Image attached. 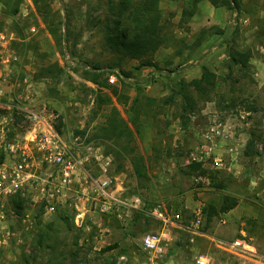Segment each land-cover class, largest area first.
Here are the masks:
<instances>
[{
    "label": "rangeland",
    "instance_id": "rangeland-1",
    "mask_svg": "<svg viewBox=\"0 0 264 264\" xmlns=\"http://www.w3.org/2000/svg\"><path fill=\"white\" fill-rule=\"evenodd\" d=\"M117 1L38 0L40 10L67 32L57 43L34 0H0V33L8 39L0 49V107L10 112L21 102L49 119L75 156L101 146L112 157L116 193L141 199L140 209L127 217L90 212L88 185L83 190L73 183L50 198V169L33 165L17 194L0 203V264H195L198 256L210 264H264V0H239L238 9L200 0L192 15H182L188 0H159L164 42L153 56L156 67L123 58L129 84L100 75L117 86L125 105L85 73L94 63L106 68L118 58L104 43L109 9ZM14 5L18 10L11 13ZM230 47L249 50L250 57L244 69L227 75ZM11 55L17 59L6 61ZM203 65L219 85L204 100L194 95L197 105L185 120L178 116L179 96L171 104L150 102L174 90L178 79L199 76ZM112 106L130 136L117 138L107 130ZM9 112L0 127L6 141L15 142L30 121L23 113L15 125ZM252 146L253 154H246ZM135 154L143 157L145 176L133 171ZM86 165L98 173L93 159ZM224 195L235 197L236 205L209 217L205 208H218ZM14 196L22 207L14 206ZM157 204L171 222L151 214ZM162 231L168 239L160 252H146L142 237ZM235 238L255 252L231 251L228 243Z\"/></svg>",
    "mask_w": 264,
    "mask_h": 264
},
{
    "label": "trees",
    "instance_id": "trees-1",
    "mask_svg": "<svg viewBox=\"0 0 264 264\" xmlns=\"http://www.w3.org/2000/svg\"><path fill=\"white\" fill-rule=\"evenodd\" d=\"M38 0H34L35 5L39 12L43 16V21L46 23L49 33L54 38L55 42H59L66 38L67 32H60L57 22H54L48 14L43 13L40 7L37 5ZM200 0H188L187 3L190 8L183 9L182 15H192L195 11L196 4ZM213 6L227 5L231 8L238 9L239 0H208ZM8 6V4H5ZM18 8L14 5L9 9L11 13L17 12ZM104 43L110 52L118 56L116 61L110 62L106 68H103L98 63L92 64L91 67H87L85 73L87 80L98 84L101 87L110 88L113 95L119 103L125 105L126 101L122 99V94L119 93L117 86L111 85L107 82V79L100 80L101 74L115 73L118 80L122 85L129 84L130 73L125 71L121 67L120 60L123 58L135 59L137 61V67L152 66L156 67V63L153 60V56L157 49L163 44V28H162V11L159 6V0H118L111 5L109 9V17L105 23ZM250 57L249 50L236 49L230 47L227 57L228 74H232L236 69L241 70L247 66ZM73 67L78 65V62H73ZM173 71V70H170ZM146 80L144 83L149 82ZM136 85V82L131 83ZM218 77L210 68L202 66L199 76L193 77L189 80L178 79L176 81L175 89L171 90L163 98H152L150 102L161 99L164 104L174 103L176 97L179 96L182 100L179 118L183 121L187 116V113L195 110L196 100L206 99L208 95L214 91L218 86ZM138 98H134L130 107L135 108ZM9 112L5 107H0V116ZM11 113L12 123L19 125L23 113L15 106L9 112ZM136 126V122L133 123ZM25 126L22 125L21 130L24 131ZM56 129L59 132V127L56 125ZM137 129V127H135ZM107 130L112 136L117 138L130 136L132 134L131 128L127 122L122 118L118 109L115 106L111 107V114L107 123ZM138 131V130H137ZM252 145V144H251ZM245 153L248 155L253 154V146L245 149ZM131 163L134 173L138 177L145 176V168L143 164V157L140 154H135L131 158ZM190 166L199 171L200 175H206L207 169L202 168L200 163L192 162ZM16 193V192H15ZM17 194V193H16ZM17 196V195H16ZM12 203L15 207L20 208L21 200L18 197L12 198ZM237 200L230 195H224L222 200L216 208L210 204L205 210L210 217L214 214L225 213L236 205Z\"/></svg>",
    "mask_w": 264,
    "mask_h": 264
},
{
    "label": "built area",
    "instance_id": "built-area-1",
    "mask_svg": "<svg viewBox=\"0 0 264 264\" xmlns=\"http://www.w3.org/2000/svg\"><path fill=\"white\" fill-rule=\"evenodd\" d=\"M6 37L0 33L1 50L6 47L8 41ZM16 59L15 55H11L6 61L12 62ZM116 80L115 73L108 74L109 82L113 83ZM15 107L26 113L30 125L15 142L6 141L4 126L0 127V203L29 180L30 168L33 165H46L50 169L49 176L52 177L47 191L50 198H56L65 189H69L71 184L78 183L83 190L87 185L90 188L86 193L90 212L114 213L123 218L128 216L129 210L140 209L141 199L138 196L126 198L116 193L112 186V157L101 146H87L84 157L75 156L71 151L72 144L54 128L49 119L31 112L27 105L21 102H17ZM5 118L4 115L0 116V124ZM89 159H93L98 173L93 174L88 170L86 162ZM151 214L164 224L172 221L161 211L159 204L154 206ZM173 216L178 217V214ZM196 222H200V217H197ZM167 239L168 236L163 231L149 232L142 237L141 244L146 252L158 254L163 240ZM228 245L231 251L255 252L252 246L239 238H235ZM195 264H210V261L206 256H198Z\"/></svg>",
    "mask_w": 264,
    "mask_h": 264
}]
</instances>
